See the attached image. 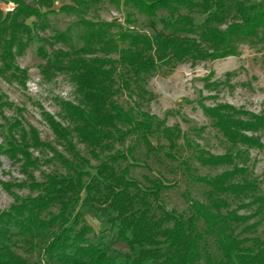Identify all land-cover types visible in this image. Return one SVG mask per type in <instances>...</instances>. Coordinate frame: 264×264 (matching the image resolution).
<instances>
[{
    "label": "trees",
    "instance_id": "trees-1",
    "mask_svg": "<svg viewBox=\"0 0 264 264\" xmlns=\"http://www.w3.org/2000/svg\"><path fill=\"white\" fill-rule=\"evenodd\" d=\"M2 1H10L12 6L5 10L0 7V70L23 74L14 62L15 55L23 51L35 28L46 26V15L54 10L50 8L53 0ZM101 1L70 0L58 6L59 11L78 14L80 45L56 48L50 55L42 44L36 47L37 54L50 62L47 67L66 72L77 93L75 102H60L68 125L44 113L52 132L65 141L69 155L55 152L65 172H48L37 181L26 169L37 161L29 147L50 145L31 125L27 129L19 126L17 137L12 130L18 123L9 125L11 134L4 151L20 161L30 179L28 186L36 192L25 196L13 193L12 203L0 209V264H33L13 250L12 225L29 248L36 245V238H46L42 251L57 264H264V240L251 237L252 245H244L247 238L239 236L241 231L255 227L259 219L235 231L257 213L264 217V196L254 192L257 181L246 176V165L234 162V157L241 155L240 149L231 150L237 144L259 145L253 132L264 130V114L228 102L200 103L228 148L215 153L195 142L193 157L203 165H231L213 174H201L187 157L175 155L179 137L184 144L191 143L177 125H165L163 119L137 104L124 107L114 98L119 82L127 88L130 79L138 81L158 65L173 64L185 57L196 60L235 54L236 39L255 33L258 27L264 31V0H107L124 7L125 25L114 19L79 15ZM158 9L165 12L159 20L168 33L147 34L129 27L134 12L151 17ZM193 11L203 15L198 24L194 23ZM230 12L234 20L221 27ZM28 17L36 22L30 24ZM181 33L196 36H179ZM37 38L46 40L38 34ZM53 38L68 42L69 36L57 33ZM47 67L42 71L47 72ZM155 129L166 140L164 154L177 160L188 180L206 186L205 201L184 189L187 214L168 211L159 201L160 191L173 186L172 182L144 175L148 183L142 185L129 174L130 167L137 164L132 145L113 148L114 141L121 142L130 134L147 150H154L156 145L150 136ZM71 132L97 159L95 164L90 165L76 149L69 137ZM227 195H248L250 199L230 208ZM251 202L256 203L251 212H238L239 207ZM99 204L104 205L115 239L123 241L130 254L108 255L99 240L91 241L86 236L92 227L83 221L82 207L87 205L95 211Z\"/></svg>",
    "mask_w": 264,
    "mask_h": 264
},
{
    "label": "rangeland",
    "instance_id": "rangeland-1",
    "mask_svg": "<svg viewBox=\"0 0 264 264\" xmlns=\"http://www.w3.org/2000/svg\"><path fill=\"white\" fill-rule=\"evenodd\" d=\"M25 1L31 3L33 0ZM65 2L70 0L52 1L50 8L54 10L47 13L46 26L43 29L35 28V34H32L23 51L15 55L14 62L24 70L23 74L21 72L15 75L10 71L0 70V101L2 102L0 105V209H6L12 203L13 193L25 196L36 192L28 186L30 179L22 171L20 161L13 160L7 151H4L7 140L10 138L11 123H18L12 130L15 137L20 130L19 126L27 129L31 125L36 129L40 139L50 145V148L48 146L29 147L31 155L37 158L34 166L26 168L33 179L40 181L48 172L63 173L66 170L55 153L69 155L66 143L52 132L44 120V113H49L62 124L68 125L67 119L63 117L60 102L64 100L75 102L77 93L66 72L47 67L50 62L36 52L38 44H42L49 55L56 48L67 49L69 44L80 45L81 27L76 23L78 14L57 10L58 6ZM6 5L7 2L0 0V7L3 10L6 9ZM164 14L162 9H158L151 17L134 12L129 27L133 26L147 34L154 32L166 34L169 30L164 28L159 20V17ZM191 14L195 24L201 22L203 17L201 13L193 11ZM79 15L90 19H114L122 25L126 24L124 7H116L107 0L83 9ZM233 20L232 12H230L225 23L220 26L224 27L226 23ZM26 21L31 24L36 22V19L28 17ZM57 33H66L69 36L68 42L54 39L53 36ZM37 34L45 37L46 40H39ZM181 35L196 36L195 33H181L179 36ZM234 44L235 54L196 60L185 57L173 64L158 65L142 79L138 81L130 79L127 88L119 82L118 90L114 95L116 101L124 107L135 103L140 109L163 119L165 125H177L191 143L188 146L179 137L175 155L187 157L191 165L201 174H213L231 165H203L194 159L195 142L215 153L223 152L228 148L227 141L211 124L210 117L202 111L200 103L214 105L218 102H228L235 107L264 114V31L258 27L255 33L236 39ZM45 67L47 72L42 71ZM253 135L258 139L259 145L237 144L231 150L240 149L241 155L234 157V162L246 165V176L257 181L254 192L264 196V130L259 129L253 132ZM69 137L79 153L89 159L90 165L97 162V159L90 155L88 148L77 140L73 132ZM150 140L153 145H156L151 151L130 134L126 135L121 142L114 141L113 148L132 145V156L137 164L130 167L129 174L142 185L148 183L144 175L160 177L172 182L173 186L160 191L159 201L168 211L187 214L188 202L183 195L184 189L187 188L191 196L205 201L206 186L188 180L177 164V160L164 154L168 148L166 140L158 129L152 131ZM87 168L93 171L91 166ZM248 199H250L248 195H242L240 198L227 195L228 207H234ZM255 205L256 203H247L239 207L238 212L249 213ZM97 207L95 211L87 205L82 207L83 221L92 227V231L86 234L88 239L99 240L108 255L119 257L130 254L132 251L128 246L123 241L115 239L114 228L110 227L106 221L104 205L99 204ZM52 210L56 208L52 207ZM257 219L259 221L255 227L241 231L239 236L247 238L243 242L244 245H252L251 237L264 240V217L259 213L239 224L235 231L241 230L245 223ZM11 230L14 232L12 238L15 241L12 248L27 262L57 264L48 259L42 251V240L46 238H36V245L29 248L23 242L17 228L12 225Z\"/></svg>",
    "mask_w": 264,
    "mask_h": 264
},
{
    "label": "built area",
    "instance_id": "built-area-1",
    "mask_svg": "<svg viewBox=\"0 0 264 264\" xmlns=\"http://www.w3.org/2000/svg\"><path fill=\"white\" fill-rule=\"evenodd\" d=\"M11 6H12V3H11L10 1H8V2H7V5H6V9H7V8H11Z\"/></svg>",
    "mask_w": 264,
    "mask_h": 264
}]
</instances>
